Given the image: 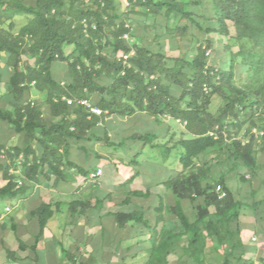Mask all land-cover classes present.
Listing matches in <instances>:
<instances>
[{
    "label": "trees",
    "instance_id": "16d2710c",
    "mask_svg": "<svg viewBox=\"0 0 264 264\" xmlns=\"http://www.w3.org/2000/svg\"><path fill=\"white\" fill-rule=\"evenodd\" d=\"M124 1L130 13L165 20L173 17L175 26L166 29L169 38L183 36L189 27L219 35L227 41L223 44L227 60L220 66L209 62L210 40L205 45L198 42L191 51L172 49L168 55L161 44L151 50L130 36L123 39L124 33L131 32L120 10L122 0H0V85L11 96L8 104L12 108L0 105V123L23 137L20 146L7 150L0 146V156L3 153L7 158L6 165L0 162V199L24 196L29 182L50 176L54 183L63 179L61 168L74 165L69 159L70 145L99 141L95 129L109 116L143 114L158 126L169 116L183 123L192 138L184 139L181 134L175 139L173 133L170 140L160 143L159 134L145 132L129 139L161 150L166 161L170 150L180 149L177 175L164 185L178 202H202L192 223L179 203L173 209L184 230L193 233L186 252L197 264H206L204 248L209 240L219 245L221 264H253L244 260V245L237 236L238 217L248 206L245 200L255 193L252 179L262 177L264 169L259 159V153L264 154V0ZM194 5L201 8L200 15L189 9ZM20 17L27 21L17 28L14 19ZM197 19L207 26L203 28ZM27 54L33 63L23 65L22 57ZM125 55H129L126 62ZM56 63L66 65L63 81L53 74ZM3 69L9 71L6 82ZM243 73L246 81L237 85L235 79ZM32 91L45 101L44 110L28 100ZM62 97L73 103L68 105ZM215 97L221 103L212 113L209 109ZM79 100H88L103 113L88 119ZM241 132L246 133L242 138L238 137ZM101 140L107 143L108 138ZM211 153L215 154L213 161L209 160ZM137 162L134 156L129 163ZM9 166L21 170L19 181ZM77 170L80 175L88 174ZM225 173L233 174L241 184L237 193L228 186ZM37 213L41 235L52 211L44 204ZM18 244L20 250L26 248L19 239ZM4 250L12 260L14 252ZM214 253L218 256V250Z\"/></svg>",
    "mask_w": 264,
    "mask_h": 264
},
{
    "label": "crops",
    "instance_id": "0c3cea01",
    "mask_svg": "<svg viewBox=\"0 0 264 264\" xmlns=\"http://www.w3.org/2000/svg\"><path fill=\"white\" fill-rule=\"evenodd\" d=\"M70 148L81 150L76 144ZM145 149L138 152L135 169H129L128 163L125 164L128 169L114 170L117 179L110 183L99 182L103 174L97 180H89L88 174L102 165L85 169L74 159L79 155L70 151L69 159L74 165L61 168L63 179L54 183V177L50 176L48 180L27 183L25 195L12 199L15 202L10 205L11 210L0 216V242H7L8 249L14 252L10 260L3 250L2 263L197 264L186 252L193 233L184 230L173 209L179 203L192 223L202 202H178L165 187L164 183L178 172L168 160H162L163 165L158 168L153 165L150 172L145 170L157 175L156 179L145 181L147 177L136 169L139 162H144L140 157ZM82 151L86 157V150ZM77 168L88 174L80 175ZM257 179L252 180L254 196H248L245 200L248 206L238 217L237 237L244 245V260L264 264V178L260 177L259 182ZM134 192L144 195H133ZM44 204L50 206L52 215L40 235L37 211ZM235 227L231 225L232 229ZM18 239L26 245L25 249H19ZM206 242V264H221L219 245ZM214 250H218V256Z\"/></svg>",
    "mask_w": 264,
    "mask_h": 264
},
{
    "label": "rangeland",
    "instance_id": "374dc122",
    "mask_svg": "<svg viewBox=\"0 0 264 264\" xmlns=\"http://www.w3.org/2000/svg\"><path fill=\"white\" fill-rule=\"evenodd\" d=\"M26 2H31V0H25ZM189 1V0H185ZM206 0H203V2ZM202 2V3H203ZM207 2V1H206ZM205 3V2H204ZM204 5V4H203ZM191 11L196 12V14L200 15L202 13L201 8L194 5L189 8ZM121 12L126 14V19H124V23L129 26L130 28V40H132L134 43L140 46L147 47L151 50H156L158 46L161 44V47L165 54L172 53V49H178L182 52L191 51L193 49V46H195L198 42H201L203 45L206 44V40L211 41V46L209 49L206 50V52H209V62L212 63L215 66H220L223 61L227 60V54L223 50V44L227 41L224 38H220L219 35L216 34H209L206 35L202 32H200L195 27H189L187 33H184L183 36H176L175 38H169L168 37V31L167 28H172L175 26V20L173 17H171L168 20H165L161 16H144L141 13H130L127 11V3L122 0V6H121ZM142 12V11H141ZM27 21L26 18L20 17L15 18L14 23L19 28L23 24H25ZM199 24L205 28L207 26V23H205L201 19H197ZM187 22H182V24H185ZM196 42V43H195ZM177 52V50H174ZM23 58V65L25 62H28L29 64L33 63V59L29 54H27ZM6 57H3L2 62H5ZM8 72L5 71V69L2 70V79L3 82H6L8 79ZM235 74H237V70H235ZM66 73V65L63 63H56L53 66V74L55 76V79L58 81H63L64 75ZM102 81H106V78H102ZM246 81V74L243 73L241 75V79L238 80V78L235 79V83L237 85H241L242 83H245ZM11 100V96L7 92L6 87L1 84L0 85V105L8 110H12V108L9 106V101ZM29 101L34 102L35 104H38V106L41 107V109L46 108V103L44 100H42L39 93L32 91L29 96ZM40 102H39V101ZM221 101L220 98L215 97L212 101V104L210 106L209 111L212 113H215L217 111V108L219 107ZM168 127V130H167ZM145 132H152L159 134L158 141L160 143H165L170 140L171 136L174 134L175 139L179 137L181 134H184V139H191L192 136L186 132L185 125L179 121H176L169 116H165L161 119V124L158 126L156 121L150 117H147L143 114L135 113L133 115H127L125 117H118V116H109L105 118V120L101 123H99L95 129V138H100L98 140H92L91 143L85 142V143H77L76 146H83V148L86 150L87 154L86 157L84 155L85 152L75 150L74 148H70V152L73 154H78L74 158L75 161L79 162V164L83 168H92L96 165H102V174L103 176L99 178V182H105L110 183L113 182L112 179H117L116 176H114V170L120 169L125 170L128 169L125 167V164H128L130 161L133 160V155L138 156V152L142 151L143 143L140 141H133L130 140L129 137L133 134H143ZM244 134L241 132L238 137H244ZM161 135V136H160ZM106 136L108 140L107 143L103 142L101 139ZM22 135L16 134L11 131L8 125L0 123V146H3L6 150L10 149L13 146H20L22 145ZM119 144H121L119 146ZM35 146V144H34ZM163 153L159 149H151L148 146L143 151L140 159L144 162H139V166L136 168L139 171H142L144 175L147 177L145 181H148L149 179H156L157 175H150L148 172L153 170V165L157 166V168L161 165H163V157L161 156ZM180 149L174 148L170 150L169 152V158H168V164H174V169H177V157L179 156ZM0 156V162L4 163V165L7 164V158L3 153ZM140 154V153H139ZM98 156V157H97ZM140 156V155H139ZM150 157V158H146ZM215 157V154L211 153L209 155V160L213 161V158ZM73 159V160H74ZM146 159V160H144ZM148 159V160H147ZM259 159L264 162V154L259 153ZM131 166L129 169H132L136 167L135 164H130ZM167 165V164H166ZM166 165L164 167H166ZM168 167V166H167ZM172 169V167H171ZM10 172H13L19 179L22 176L21 170L13 171V168L9 166L8 169ZM147 170L148 172H146ZM170 170V169H169ZM239 172L241 174H246L247 179H251L249 174L245 172L243 168L239 169ZM117 173V172H116ZM122 173V171H120ZM159 173V169H158ZM229 173V172H228ZM225 173V177L228 181V186L232 190L237 191L240 188V183L236 180V178L233 177V174ZM215 174V173H214ZM216 173L215 175L217 176ZM244 174V175H245ZM148 176L150 178H148ZM264 178V169L262 171V177ZM253 180V179H252ZM254 181V180H253ZM260 179L258 178L256 182H259ZM0 185H3V181L0 180ZM15 200L12 199H0V216L7 213L6 207H10V205H14ZM11 210V208H10ZM9 212V211H8ZM6 219V218H5ZM4 219V220H5ZM7 241V239H5ZM7 242H0V264H3L1 259L5 258V254L2 253L4 248H9ZM2 253V254H1ZM7 258V257H6ZM5 261V260H4ZM5 264V263H4Z\"/></svg>",
    "mask_w": 264,
    "mask_h": 264
},
{
    "label": "built area",
    "instance_id": "2783aa9c",
    "mask_svg": "<svg viewBox=\"0 0 264 264\" xmlns=\"http://www.w3.org/2000/svg\"><path fill=\"white\" fill-rule=\"evenodd\" d=\"M122 38L123 39H129L128 33H124ZM208 53L209 52H207V54ZM128 57H129V55L123 56V60L126 62ZM62 100L65 101L68 105H71L73 103V100L70 99V98L62 97ZM78 103L83 105L87 109V111H88V117L87 118L88 119L90 118L91 115L99 116V115H101L103 113L101 109L93 106L88 100H79ZM252 132L256 133L257 132L256 128H253ZM101 175H102V169L101 168H97L96 170H94L93 172H90L88 174V179L94 181V180H97ZM216 191L219 193L220 197L224 196V193L222 192L220 186L216 187ZM6 211L7 212L10 211V208L6 207ZM253 240H255V239L253 238Z\"/></svg>",
    "mask_w": 264,
    "mask_h": 264
}]
</instances>
